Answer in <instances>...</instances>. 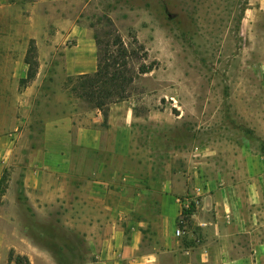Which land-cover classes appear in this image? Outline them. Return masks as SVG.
<instances>
[{
	"label": "crops",
	"instance_id": "obj_1",
	"mask_svg": "<svg viewBox=\"0 0 264 264\" xmlns=\"http://www.w3.org/2000/svg\"><path fill=\"white\" fill-rule=\"evenodd\" d=\"M90 1L0 0V55L11 57L20 79L31 44L37 61L14 129L43 137L15 166L20 192L13 209L0 210V259L8 262L14 249L32 260L34 224L77 215L88 217L77 230L88 234L94 264H264L255 169L198 161L194 143L170 141L182 115L137 114L130 99L109 104L105 115L69 95L67 78L98 70L95 34L80 21ZM183 203L191 205L184 212Z\"/></svg>",
	"mask_w": 264,
	"mask_h": 264
},
{
	"label": "rangeland",
	"instance_id": "obj_2",
	"mask_svg": "<svg viewBox=\"0 0 264 264\" xmlns=\"http://www.w3.org/2000/svg\"><path fill=\"white\" fill-rule=\"evenodd\" d=\"M80 21L98 36L102 54H113L131 77L108 102L130 99L137 114L160 109L171 118L182 115L181 127L167 133L170 141L194 143L198 161L220 166L235 160L256 170L262 199L256 222L264 239V0H92ZM10 62L0 55V210L13 209L15 166L25 160L26 146L43 138L14 129L23 107L18 98L30 82L21 84ZM141 65L152 70L142 73ZM59 78L55 73V82ZM67 82L69 95L81 99L78 107H94L72 89L79 79ZM87 219L55 215L37 221L30 264H94L95 248L77 230Z\"/></svg>",
	"mask_w": 264,
	"mask_h": 264
},
{
	"label": "trees",
	"instance_id": "obj_3",
	"mask_svg": "<svg viewBox=\"0 0 264 264\" xmlns=\"http://www.w3.org/2000/svg\"><path fill=\"white\" fill-rule=\"evenodd\" d=\"M95 39L99 47L98 70L94 74H84L77 77H69L68 82L66 81V85L69 86V83L73 82L75 78L79 79V87H73L72 89H74L75 91L81 90V96L83 98H86L93 102L94 107L103 109L105 115H107V110L104 108L107 107L110 103L115 102H108L107 100L112 98L111 95H116L113 92L119 91V89H123L124 86L122 85V82H127L131 79V77L127 78L128 76L125 74V72L119 69L118 66L120 65H117V61L115 60L113 54H102L98 36L95 35ZM35 57V47L34 44H31L29 53L26 57V62L29 63L28 74L26 77L21 78V84H28L35 78L37 74V61L35 60ZM151 70V66L141 65L140 67V71L142 73H147ZM102 87H104L103 90L101 89ZM98 89L100 90L98 91ZM12 261H14L16 264H30V260L27 256L18 253L15 254L14 250L10 251L8 264H10Z\"/></svg>",
	"mask_w": 264,
	"mask_h": 264
},
{
	"label": "built area",
	"instance_id": "obj_4",
	"mask_svg": "<svg viewBox=\"0 0 264 264\" xmlns=\"http://www.w3.org/2000/svg\"><path fill=\"white\" fill-rule=\"evenodd\" d=\"M183 204H184L183 205V207H184L183 208V212H184V209H187V208H189V206H191L190 203L189 204L188 203H183ZM175 233H176L177 236H181V235H183L184 231L180 227H178L176 229Z\"/></svg>",
	"mask_w": 264,
	"mask_h": 264
}]
</instances>
